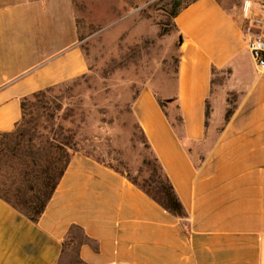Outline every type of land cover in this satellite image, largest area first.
<instances>
[{"label":"crops","instance_id":"0c3cea01","mask_svg":"<svg viewBox=\"0 0 264 264\" xmlns=\"http://www.w3.org/2000/svg\"><path fill=\"white\" fill-rule=\"evenodd\" d=\"M175 26L176 93L162 106L143 89L133 113L187 219L74 153L37 223L0 198V264H63L73 227L94 241L78 249L85 264H264V74L246 21L217 0H196ZM256 26L264 27V12ZM79 39L73 0L0 8V133L14 131L25 97L87 73Z\"/></svg>","mask_w":264,"mask_h":264},{"label":"rangeland","instance_id":"374dc122","mask_svg":"<svg viewBox=\"0 0 264 264\" xmlns=\"http://www.w3.org/2000/svg\"><path fill=\"white\" fill-rule=\"evenodd\" d=\"M194 0H73L79 45L88 62L87 73L57 86L53 95L61 109L55 127L73 135L79 153L89 155L139 177L145 160H153L136 125L133 104L143 89L164 101L177 90L180 36L172 14ZM246 21V33L261 34L256 26L264 0H217ZM16 0H0V8ZM236 96H230L233 103ZM175 119L178 115L173 114ZM16 175L17 161L5 162ZM5 167V166H4ZM5 170V169H4ZM11 192L22 190L13 176L0 177ZM70 248L63 264H76Z\"/></svg>","mask_w":264,"mask_h":264},{"label":"trees","instance_id":"16d2710c","mask_svg":"<svg viewBox=\"0 0 264 264\" xmlns=\"http://www.w3.org/2000/svg\"><path fill=\"white\" fill-rule=\"evenodd\" d=\"M183 9L174 11L172 14L174 22ZM181 39L182 36H180V42ZM215 72L216 70L213 69V74ZM55 88L25 97L21 103V120L14 131L0 133V177L13 176L14 183L19 184L20 188L25 190L24 193L22 190L12 192V196L11 191L6 189L7 185L0 181V198L34 223H37L44 214L59 181L65 174L72 155L79 153L76 149L75 137L65 135L66 131L69 133L70 130L65 131L62 126L54 129L55 120L58 119L56 112L61 109V106L57 105L58 98L53 95ZM159 102L164 106V101L159 100ZM208 114L209 106L207 105ZM231 114L232 108L227 112V120ZM178 121L181 123V118ZM136 125L143 136L146 148L153 157V160L143 162L140 174L144 173L145 178L142 181L139 177L127 176L103 161L94 159L125 175L133 185L173 216L187 219V211L170 179L155 156L138 122ZM9 159L18 162L19 170L16 175L8 172L11 168H7L8 165L5 162ZM84 244L94 246V241L81 228L73 227L67 235L64 248H76V264H85L77 253Z\"/></svg>","mask_w":264,"mask_h":264},{"label":"built area","instance_id":"2783aa9c","mask_svg":"<svg viewBox=\"0 0 264 264\" xmlns=\"http://www.w3.org/2000/svg\"><path fill=\"white\" fill-rule=\"evenodd\" d=\"M251 29V27L248 29V34L251 36L249 49L256 63L257 71L260 74H264V34L253 33ZM261 29L264 33V27H261Z\"/></svg>","mask_w":264,"mask_h":264}]
</instances>
